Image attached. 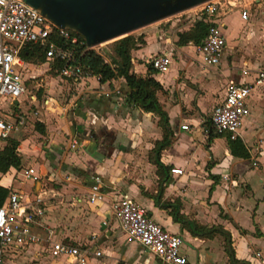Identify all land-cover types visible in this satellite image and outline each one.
<instances>
[{"label":"crops","instance_id":"1","mask_svg":"<svg viewBox=\"0 0 264 264\" xmlns=\"http://www.w3.org/2000/svg\"><path fill=\"white\" fill-rule=\"evenodd\" d=\"M263 5L261 2L256 7ZM234 13L240 15L224 12L218 20L224 35L226 19ZM261 33L264 37V29ZM134 36H144L145 41L132 53L136 75L148 76L153 56L167 54L172 58L166 73L158 74L153 69L151 76L162 87L156 98L168 116L166 128L172 132L171 144L160 156L167 174L159 172L152 160L155 144L165 134L161 118L129 104L124 79L106 84L96 77L78 82L64 80L78 92L73 99L39 101L26 87L27 94L21 100L26 124L14 134L21 137L20 147L28 145L24 135L28 120L45 115L38 123L45 130L39 133L42 138L46 136L47 146L42 152L45 167L50 169L41 173L34 168L39 179L30 181L28 196L18 190L28 200L43 198L44 214L36 219L34 231L56 242L91 246L92 252H101V257L92 254L89 264H165L134 242L114 218L112 203L127 196L143 205L156 223L182 237V252L188 264H230L226 236H192L173 220V208L161 207L164 203L178 206L181 215L201 226L222 227L230 234L237 260L264 264V237L259 235H264V88H253L251 114L240 129L239 139L250 151L249 160L234 157L228 145L230 136L217 135L211 124L212 112L223 102L229 81L252 84L264 68L253 63L230 67L228 40L221 64L208 67L197 54L196 45L179 47L175 53L169 45V33L145 29ZM29 65L26 62L24 70ZM245 70L247 76L243 75ZM185 125L189 130L182 129ZM76 141L79 145L75 150L71 146ZM20 151L24 157L23 149ZM173 169H181L183 175L172 174ZM96 175L102 179L106 198L104 202L90 203L88 187ZM225 176L230 177L229 182ZM50 183L62 187L48 188ZM0 184L6 187L2 181ZM34 185L40 189L38 194L31 190ZM49 247L34 246L26 251L34 253L37 261L43 257L44 248L48 258L54 260L47 264H71L67 258L51 257ZM22 252L12 253L8 261L13 263Z\"/></svg>","mask_w":264,"mask_h":264},{"label":"built area","instance_id":"2","mask_svg":"<svg viewBox=\"0 0 264 264\" xmlns=\"http://www.w3.org/2000/svg\"><path fill=\"white\" fill-rule=\"evenodd\" d=\"M261 2L264 0H208L198 7L197 20L210 24L203 42L195 46L206 66L220 65L227 48V39L218 23L222 14L239 12L242 20L248 21L252 9ZM78 35L57 27L23 0H0V144L26 124L21 110V100L27 94L22 77L26 66L22 52L29 46L42 47L47 63H61L59 74L62 78L78 82L91 77L83 71L75 55L77 46L83 44ZM93 49L102 54L96 48ZM171 63L172 58L167 54L153 56L149 61V65L158 74L166 73ZM243 75L247 76L248 71H243ZM254 87L264 88V72L257 73L252 84L240 83L234 79L229 81L223 102L214 108L211 115L214 133L229 135L231 140L239 138L240 129L251 114L250 99ZM182 129L189 130V126H182ZM78 145L76 141L71 148L76 149ZM253 165L257 166L256 163ZM171 172L183 175L181 169H173ZM21 175L27 181L36 182L39 179L34 168L23 170ZM224 179L230 181L228 176ZM88 188L90 203L105 201L101 177L93 176ZM42 205L41 196L28 200L19 191L9 194L0 207V264H6L12 253L42 245L50 246L51 257L67 258L71 264H89L92 254L101 257V252H92L91 246H69L36 233V219L44 214ZM111 211L121 229L149 254L165 264H188V259L182 252V237L156 223L143 205L123 196L112 203Z\"/></svg>","mask_w":264,"mask_h":264},{"label":"trees","instance_id":"3","mask_svg":"<svg viewBox=\"0 0 264 264\" xmlns=\"http://www.w3.org/2000/svg\"><path fill=\"white\" fill-rule=\"evenodd\" d=\"M210 24L197 20L195 24L188 30L178 34V47H185L190 44L200 45L207 36ZM79 36V35H78ZM83 44L77 46L75 55L83 68V71L91 76L99 79L101 84H106L118 79H124L129 93L127 95L130 105L142 109L148 113H154L161 118V123L164 125L165 134L163 140L155 144L152 152L153 162L157 166L159 172L167 174L168 168L165 167L161 161L160 156L162 152L171 144L170 136L172 132L167 130L168 116L163 111L158 103L156 93L162 90L161 85L152 78L154 74L153 68L149 67L148 76L143 78L133 72L132 53L145 45L144 36L135 37L127 35L115 41L111 46V54L103 51L98 53L95 49L86 45L85 40L79 36ZM22 58L35 65H41L47 62L45 51L40 46H29L22 52ZM55 74L59 75L61 63L58 61L52 62ZM36 130L41 134L45 133L42 124H36ZM213 135L211 130L210 136ZM5 147L0 149V173L7 175L11 169L20 170L23 166L22 156L19 153L21 142L18 139L9 138L4 141ZM229 149L232 155L236 158L249 160L251 158L250 151L244 142L237 138L235 140L228 139ZM10 188H6L0 184V207L4 204L9 194ZM164 209L173 208L171 213L173 220L180 223L182 228L189 230L192 236L200 239H211L218 234L226 236L227 239V253L230 264H250L246 261H239L236 259L235 253L231 247L230 234L224 231L222 227H205L191 221L180 214L179 207L170 203L161 205ZM260 236H263L259 233Z\"/></svg>","mask_w":264,"mask_h":264},{"label":"rangeland","instance_id":"4","mask_svg":"<svg viewBox=\"0 0 264 264\" xmlns=\"http://www.w3.org/2000/svg\"><path fill=\"white\" fill-rule=\"evenodd\" d=\"M198 7L199 6L188 9L179 14L138 29L131 33V35H137L145 29L150 33H161L162 35L169 33L172 36L169 45L171 48L175 49L174 51L176 53V49L179 48L176 46L178 41L177 36L179 33L188 31L195 24L198 19L196 16ZM226 25L227 28L224 29V32L229 41V47L226 52L229 54L228 62L230 63V67L233 65L235 67L247 66V63L249 66L253 63L264 68V37L261 33L264 29V5L262 8L257 9V7H254L252 9L247 24H244L239 14L234 13L226 19ZM117 40L118 39L106 42L95 48L101 53L106 51L108 54H111V46ZM54 71L52 63L45 62L41 65L30 63L27 69L22 71L24 79H26V87L29 90V94L35 95L39 101H41V99H73L74 96H77L78 92L76 91V88L68 86L66 81H64L65 79L62 78L60 74L56 75ZM65 87H68L69 90H66ZM37 117L38 118L34 120H28L29 126H27L24 135L29 139V144L27 145L25 143L26 146L20 147L19 149L20 155H22L20 151L22 149L25 153L24 157L22 155V168L20 170L11 169L7 175H2L0 173V182L2 181V183L8 188H11L14 185L12 191L21 190L27 196L30 192L31 184L30 181L28 182L27 180H24L21 172L28 167L35 168L37 171L39 169L41 173L50 170H47L44 164L46 162V159H44L45 154L43 157L44 149H46L47 146L46 136L43 138L40 137V133L35 130L36 123L39 122L38 119L44 118L45 115L39 114ZM11 138L18 139L21 137H19L18 133L14 134ZM5 145L6 144L3 142L0 145V149L5 147ZM49 164L51 163L49 162ZM6 176L9 178L8 181L4 180ZM55 185L56 187H62L61 184ZM53 186L54 185L50 183L48 188ZM56 187L54 186V188ZM31 190L36 194L40 191L35 185L31 187ZM33 193L31 199H33ZM34 251H36V249ZM42 251L41 255L43 257L37 259V261L36 258L33 257L34 253H27V251H25L20 253L13 263L8 261L7 264H47L54 261L53 259L48 258L49 255L46 252L47 249L42 248Z\"/></svg>","mask_w":264,"mask_h":264},{"label":"water","instance_id":"5","mask_svg":"<svg viewBox=\"0 0 264 264\" xmlns=\"http://www.w3.org/2000/svg\"><path fill=\"white\" fill-rule=\"evenodd\" d=\"M208 1V0H207ZM206 0H23L90 48L120 39Z\"/></svg>","mask_w":264,"mask_h":264}]
</instances>
